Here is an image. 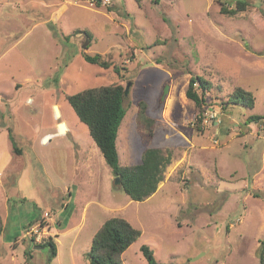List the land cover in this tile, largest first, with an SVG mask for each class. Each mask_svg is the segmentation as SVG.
Segmentation results:
<instances>
[{
    "label": "rangeland",
    "instance_id": "1",
    "mask_svg": "<svg viewBox=\"0 0 264 264\" xmlns=\"http://www.w3.org/2000/svg\"><path fill=\"white\" fill-rule=\"evenodd\" d=\"M238 1L245 11L220 13L221 4ZM83 54L112 66L89 64ZM191 76L212 84L203 107L215 115L208 126L197 127L185 97ZM111 85L124 88L120 165L141 163L150 148L171 154L159 192L143 202L114 183L65 99ZM235 88L252 93V109H221ZM251 115L263 118L247 123ZM1 160L2 264H48L49 238L57 250L51 264H89L91 239L112 217L141 232L121 264H146L142 245L164 264H259L264 0H0Z\"/></svg>",
    "mask_w": 264,
    "mask_h": 264
},
{
    "label": "trees",
    "instance_id": "2",
    "mask_svg": "<svg viewBox=\"0 0 264 264\" xmlns=\"http://www.w3.org/2000/svg\"><path fill=\"white\" fill-rule=\"evenodd\" d=\"M134 2L140 6L142 0H134ZM246 7L245 1L236 2L234 8L230 9L221 4L220 13L234 16L237 12L245 11ZM84 33L86 37H89L86 32ZM83 59L89 64L104 69H109L112 66L99 54L92 56L83 54ZM118 69L116 66L114 67L117 73ZM211 85L200 76H191L189 79L185 97L194 103L197 127L202 121L203 107L206 104L205 94L211 89ZM123 98L124 88L121 85L89 88L65 97L78 120L87 127L89 136L98 148L113 177L119 178V188L131 201L143 202L156 192L159 183L163 181L165 169L170 164L171 154L159 148H150L143 153L141 163L132 166L120 165L116 140L126 114ZM228 104L243 105L252 109L254 97L249 91L235 88L226 102L221 103V109H224ZM262 118L263 116L251 115L246 122L252 123ZM11 135V130H8L12 150L19 154L20 151L13 144ZM2 231L3 225L0 217V234ZM140 235L141 232L124 218L106 219L91 239L90 249L87 252L89 264H121V255ZM43 247L48 248L47 260L48 264H51L57 254L55 242L49 238ZM140 252L145 258L146 264H164L156 261L148 246L142 245ZM258 263L264 264V240L260 241Z\"/></svg>",
    "mask_w": 264,
    "mask_h": 264
},
{
    "label": "crops",
    "instance_id": "3",
    "mask_svg": "<svg viewBox=\"0 0 264 264\" xmlns=\"http://www.w3.org/2000/svg\"><path fill=\"white\" fill-rule=\"evenodd\" d=\"M219 133V132H218ZM50 139L48 138V139H46V141H49ZM92 145H94L93 146V149H94V151L96 152V150H98V148L96 147V145H95V143L93 142V144ZM99 151V150H98ZM104 160V159H103ZM120 160V159H119ZM172 160V159H171ZM170 160V164L168 165V166H170L171 165V161ZM82 165H84L85 166V171H86V174L88 175L89 174V170H88V158H86L85 160H83L82 162H81V166ZM167 166V167H168ZM0 167H1V169H5V166L4 165H2V160H1V162H0ZM167 167H166V169H167ZM52 168L54 169V167H53V165H52ZM196 168L199 170V172H201V170H200V166L198 165V164H196ZM25 170H26V168L24 167L23 168V171H22V173H24L25 172ZM55 172L57 173V175L58 176H61V174H59L56 170H55ZM22 173H21V178H22ZM77 174V172L75 171L74 173H73V175H76ZM160 184H163V181H161L160 183H159V185H158V188H157V190H156V192L150 197V198H148V199H151V198H153L154 196H155V194L157 193V192H159V190H160ZM66 192H67V194H68V197L69 198H71L72 200H73V197H72V195H71V193H70V188H69V186H67L66 187ZM231 190V189H230ZM230 190H225V191H230ZM26 200H28L27 198H25ZM147 199V200H148ZM35 205H37V202L35 201ZM84 210H85V207H82ZM64 209V208H63ZM82 212H83V210H82ZM46 217V220H50V218L49 217H47V216H45ZM2 222H3V220H2ZM66 230V229H65ZM27 231V230H26ZM61 232H63V231H61ZM65 233V232H64ZM58 238H59V235L58 236H56L55 237V239L56 240H58Z\"/></svg>",
    "mask_w": 264,
    "mask_h": 264
},
{
    "label": "built area",
    "instance_id": "4",
    "mask_svg": "<svg viewBox=\"0 0 264 264\" xmlns=\"http://www.w3.org/2000/svg\"><path fill=\"white\" fill-rule=\"evenodd\" d=\"M214 119H215L214 113L211 112L210 110H206L202 114V121H201L200 125H202V126L207 125L208 126L211 124V122L214 121Z\"/></svg>",
    "mask_w": 264,
    "mask_h": 264
},
{
    "label": "water",
    "instance_id": "5",
    "mask_svg": "<svg viewBox=\"0 0 264 264\" xmlns=\"http://www.w3.org/2000/svg\"><path fill=\"white\" fill-rule=\"evenodd\" d=\"M166 91V90H165ZM64 129H63V127L61 128V131H63ZM114 183L115 184H119V178H115V180H114ZM31 243H30V241L28 242V245H30Z\"/></svg>",
    "mask_w": 264,
    "mask_h": 264
}]
</instances>
